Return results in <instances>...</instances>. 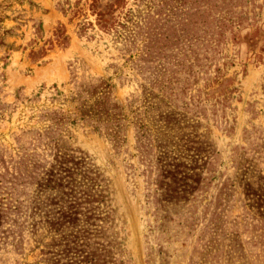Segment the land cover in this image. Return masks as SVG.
Returning a JSON list of instances; mask_svg holds the SVG:
<instances>
[{
    "label": "rangeland",
    "instance_id": "374dc122",
    "mask_svg": "<svg viewBox=\"0 0 264 264\" xmlns=\"http://www.w3.org/2000/svg\"><path fill=\"white\" fill-rule=\"evenodd\" d=\"M0 264H264V0H0Z\"/></svg>",
    "mask_w": 264,
    "mask_h": 264
},
{
    "label": "trees",
    "instance_id": "16d2710c",
    "mask_svg": "<svg viewBox=\"0 0 264 264\" xmlns=\"http://www.w3.org/2000/svg\"><path fill=\"white\" fill-rule=\"evenodd\" d=\"M86 94L88 99L82 101L79 108L81 119L87 118L97 123L112 119L111 110L117 109V105L111 100L110 85L107 82H102L92 90H86Z\"/></svg>",
    "mask_w": 264,
    "mask_h": 264
}]
</instances>
